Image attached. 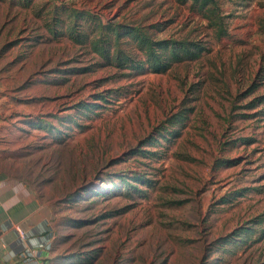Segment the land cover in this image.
Masks as SVG:
<instances>
[{
	"label": "rangeland",
	"instance_id": "1",
	"mask_svg": "<svg viewBox=\"0 0 264 264\" xmlns=\"http://www.w3.org/2000/svg\"><path fill=\"white\" fill-rule=\"evenodd\" d=\"M218 2L222 37L191 2L0 0V171L55 264H264V0ZM129 27L207 50L158 72Z\"/></svg>",
	"mask_w": 264,
	"mask_h": 264
},
{
	"label": "crops",
	"instance_id": "2",
	"mask_svg": "<svg viewBox=\"0 0 264 264\" xmlns=\"http://www.w3.org/2000/svg\"><path fill=\"white\" fill-rule=\"evenodd\" d=\"M51 217L0 171V264H55Z\"/></svg>",
	"mask_w": 264,
	"mask_h": 264
},
{
	"label": "trees",
	"instance_id": "3",
	"mask_svg": "<svg viewBox=\"0 0 264 264\" xmlns=\"http://www.w3.org/2000/svg\"><path fill=\"white\" fill-rule=\"evenodd\" d=\"M179 1L182 3L191 2L192 9L199 11L203 18L210 21L209 26L214 28L217 37L226 35L227 29L218 0ZM128 32L134 38L136 45L145 53V63L158 72L166 71L176 63L197 59L207 50V46L201 40H192L186 37L182 39H156L144 30L131 27H129ZM115 59L123 65H142V61L137 59L135 55L126 54L124 51L117 53Z\"/></svg>",
	"mask_w": 264,
	"mask_h": 264
},
{
	"label": "built area",
	"instance_id": "4",
	"mask_svg": "<svg viewBox=\"0 0 264 264\" xmlns=\"http://www.w3.org/2000/svg\"><path fill=\"white\" fill-rule=\"evenodd\" d=\"M16 228H17L18 232H20L22 235H24V231L20 226H17Z\"/></svg>",
	"mask_w": 264,
	"mask_h": 264
}]
</instances>
